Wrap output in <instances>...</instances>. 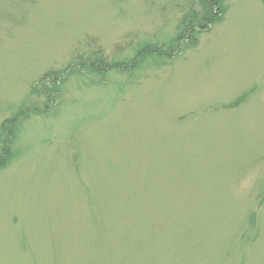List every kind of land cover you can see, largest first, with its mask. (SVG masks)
Returning a JSON list of instances; mask_svg holds the SVG:
<instances>
[{
    "label": "rangeland",
    "instance_id": "obj_1",
    "mask_svg": "<svg viewBox=\"0 0 264 264\" xmlns=\"http://www.w3.org/2000/svg\"><path fill=\"white\" fill-rule=\"evenodd\" d=\"M191 4L0 0V130L29 114L0 170V264H264V0H225L162 66L71 68L80 46L165 43Z\"/></svg>",
    "mask_w": 264,
    "mask_h": 264
},
{
    "label": "trees",
    "instance_id": "obj_2",
    "mask_svg": "<svg viewBox=\"0 0 264 264\" xmlns=\"http://www.w3.org/2000/svg\"><path fill=\"white\" fill-rule=\"evenodd\" d=\"M192 4L185 13L178 19L176 29L171 38L165 43L149 40H138L137 36L125 37L123 43L117 45L111 57L100 49L92 50L89 53H81L79 50L73 54L71 68H77L100 75L102 79L110 73L133 74L141 71L148 63L160 61V66L176 59L185 49L194 48L198 44V36L208 32L217 22H220L226 12L225 0H190ZM94 44L95 41L91 40ZM91 44L83 43V47L88 48ZM50 73L41 79V83L48 82L56 87L58 77L62 73ZM50 86V85H49ZM36 91V89H35ZM19 115L12 120H6L1 126L0 139L4 143L0 149V170L4 169L13 159L15 136L21 121L25 120L29 114ZM30 112H37L31 110ZM2 133V134H1ZM7 138V139H5Z\"/></svg>",
    "mask_w": 264,
    "mask_h": 264
}]
</instances>
